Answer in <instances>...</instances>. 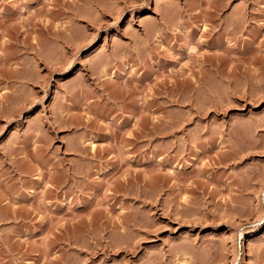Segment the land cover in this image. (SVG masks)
<instances>
[{
	"label": "rangeland",
	"instance_id": "rangeland-1",
	"mask_svg": "<svg viewBox=\"0 0 264 264\" xmlns=\"http://www.w3.org/2000/svg\"><path fill=\"white\" fill-rule=\"evenodd\" d=\"M0 264H264V0H0Z\"/></svg>",
	"mask_w": 264,
	"mask_h": 264
},
{
	"label": "bare ground",
	"instance_id": "bare-ground-1",
	"mask_svg": "<svg viewBox=\"0 0 264 264\" xmlns=\"http://www.w3.org/2000/svg\"><path fill=\"white\" fill-rule=\"evenodd\" d=\"M213 13V12H212ZM232 28V27H231ZM190 91V90H189Z\"/></svg>",
	"mask_w": 264,
	"mask_h": 264
}]
</instances>
